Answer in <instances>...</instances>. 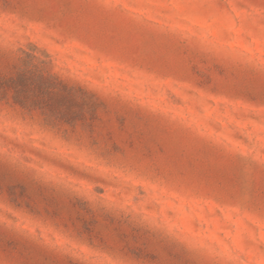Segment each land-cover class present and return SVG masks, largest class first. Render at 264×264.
Instances as JSON below:
<instances>
[{
	"label": "rangeland",
	"instance_id": "1",
	"mask_svg": "<svg viewBox=\"0 0 264 264\" xmlns=\"http://www.w3.org/2000/svg\"><path fill=\"white\" fill-rule=\"evenodd\" d=\"M0 264H264V0H0Z\"/></svg>",
	"mask_w": 264,
	"mask_h": 264
},
{
	"label": "trees",
	"instance_id": "2",
	"mask_svg": "<svg viewBox=\"0 0 264 264\" xmlns=\"http://www.w3.org/2000/svg\"><path fill=\"white\" fill-rule=\"evenodd\" d=\"M22 65V75H25L27 64L26 62H23ZM31 75L35 80V86L39 89V91L46 93V95L49 97V102H52L54 98L61 94L66 95L69 100H73L75 95L78 94L86 103H93L94 100L92 99L96 98L95 93H93L92 91L79 85L69 84L60 79L55 74H44L41 70L35 69V71ZM13 85L16 94L19 93V91L21 90L20 84H17V82L14 81Z\"/></svg>",
	"mask_w": 264,
	"mask_h": 264
}]
</instances>
